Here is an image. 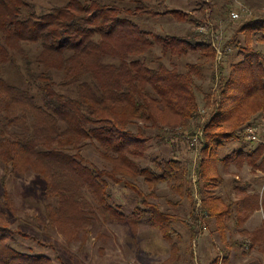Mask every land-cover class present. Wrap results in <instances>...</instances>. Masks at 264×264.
<instances>
[{
	"label": "trees",
	"instance_id": "obj_1",
	"mask_svg": "<svg viewBox=\"0 0 264 264\" xmlns=\"http://www.w3.org/2000/svg\"><path fill=\"white\" fill-rule=\"evenodd\" d=\"M232 1L197 0L203 18H194L169 9V0H68L49 8L33 0H0V264H57L17 246V237L33 236L15 227L22 219L7 182L29 175L45 184V227L58 228L69 242L93 233L96 224L101 234L113 222L134 224L137 232L147 220L178 251L175 222L182 216L152 201L168 184L180 198L169 205L178 208L188 199L191 221L202 230L214 224L223 242L230 235L226 255L239 249L264 256V220L246 228L256 212H264V188L235 181V198L217 192L232 166H248L264 181V142L246 144V128L264 114V51L258 47L264 44V11L236 26L226 43L233 57L219 65L216 86L208 89L201 82L220 63L208 33L162 34L142 26L147 18L168 15L199 28L206 25V10L226 14ZM190 57L195 60L185 69L173 63ZM10 73L23 84L11 83ZM188 130L204 137L195 183L189 160L179 154ZM155 144L174 154L154 155L143 167L140 160ZM233 144L244 146L231 149ZM88 148L98 151L102 167L90 162ZM113 185L134 194L130 216L114 201Z\"/></svg>",
	"mask_w": 264,
	"mask_h": 264
},
{
	"label": "rangeland",
	"instance_id": "obj_2",
	"mask_svg": "<svg viewBox=\"0 0 264 264\" xmlns=\"http://www.w3.org/2000/svg\"><path fill=\"white\" fill-rule=\"evenodd\" d=\"M33 1L37 2L39 6L49 8L52 5L64 4L68 0ZM257 4L258 6H256ZM230 6V10L226 14H220L217 10H206L204 18L206 25L201 26L202 28H209L208 34L210 37L212 31L220 36L221 46H218L220 49L222 48L221 51H227L231 48L226 47V43L231 39L236 26L240 22L249 18L253 11L254 13L262 14L260 12L264 11V0H233ZM196 7H200L197 0H169L168 2L169 9L182 10L191 14L194 18H203L200 11L195 10ZM243 8L248 9V11L246 10L243 12ZM233 11L243 13L241 18L238 20L231 19L230 14ZM142 26L145 29L154 32L156 31L162 34L172 35H187L191 34L194 30L200 31L201 28L194 27L192 23H180L168 15H165L164 17L147 18L143 20ZM258 47L264 51V44L259 45ZM229 52L230 54L227 59L224 57L220 63L214 65L213 74L215 75H212V71L209 72L208 75L206 74L205 81L201 82L205 85V88L208 89L211 86H216L214 85V81L219 77V67L223 63V67L226 66V63L228 64L233 57V55H231L234 54L233 51L231 50ZM193 60H195L194 57L180 60L176 59L173 63L178 64L181 69H185V64ZM225 60L227 61L225 62ZM170 61L171 60L167 58L166 62L169 65ZM6 76L13 84H23L22 80H19L15 73H10ZM199 98L201 102L199 113L203 116V121H205L208 116V109L205 108L203 96L200 95ZM253 125L257 129L259 139L257 141L246 139L248 142L246 143L248 144L247 146L251 148L256 147L260 142H264V114L258 115ZM195 129L196 127L194 126L191 128V131L193 132ZM189 133L190 130L187 132L188 135L186 134L184 139H182L181 142H178L180 143L179 154L189 160L192 169L193 182L195 183L198 179L195 176V169L200 147H195L194 149L191 145L192 136H190ZM176 141L177 139L175 142ZM169 145L172 146V142H170ZM170 146H167L166 144H155L149 151L150 156L146 159L140 160L141 165L143 167L151 166L152 156L157 154H162L167 157L173 155L174 153ZM239 146L240 145L238 144H233L230 148L234 149ZM243 146L244 144L240 147ZM85 154L90 162L102 167L104 161L96 149L88 148ZM1 173L2 169H0V174ZM223 175L225 183L217 190V192L227 199L230 196L231 198L236 197L234 191L235 181L240 183L245 181L253 182L258 189L264 188V181L262 182L260 177L253 175L248 166L244 169H238L237 167L232 166L230 172H227V174L223 173ZM138 185L144 191L149 192L148 186L142 179H140ZM7 188L15 206L20 211L18 215L22 219V222L18 221V224L16 223L15 227H20L23 231L33 236V238L17 237V246L21 251L37 255H48L54 259L57 264L61 263L59 261H63L66 264H162L165 260L164 255H166L167 252H170L171 242L169 243L167 240H164L165 238L161 232L157 230H148L143 224H140L139 230L135 232L134 224L132 225L126 222H113L106 225L104 234L98 232V224H96L93 233L88 236L81 234L77 240L69 242L62 233H60L58 228L45 227L47 224L44 217V205L46 200L44 194L45 184L39 177L35 175L12 177L7 182ZM112 190L115 194L114 201L121 205L123 211L130 216L136 204V201L133 202L131 198V196H134L132 191L126 188L122 189L115 185L112 186ZM3 192L4 188L0 183V198L3 197ZM197 193L198 191L196 192V195ZM157 194L158 198L153 199L152 201L156 202L162 210L166 211V208H170L171 210L174 208L177 209L179 215L182 216L181 221L178 224H175L176 229L179 232L174 239L178 245V260L175 261V259H169V261L164 264H176L177 261L178 264H199L198 257L202 254L204 236L211 234L212 230L203 231L200 224L191 221V206L188 199H185L178 208L167 204L166 200H180V198L173 193L168 184L160 185ZM195 198L196 201L199 202V195L195 196ZM262 217H264L263 212H261V214H255L250 223L260 224ZM213 233L215 232L213 231ZM239 255H241V253ZM242 257L243 256L239 257V259H242Z\"/></svg>",
	"mask_w": 264,
	"mask_h": 264
},
{
	"label": "crops",
	"instance_id": "obj_3",
	"mask_svg": "<svg viewBox=\"0 0 264 264\" xmlns=\"http://www.w3.org/2000/svg\"><path fill=\"white\" fill-rule=\"evenodd\" d=\"M225 173L227 174V172H225ZM166 202L169 205V203H168L169 200H166ZM168 209L169 208H166L165 210H168ZM172 210L171 211L173 213L177 212V209H172ZM168 211H170V210H168ZM261 212H263V211L256 212L255 214H259V213L261 214ZM263 214H264V212H263ZM252 219H253V217L250 219V221ZM263 220H264V217H262L261 222ZM250 221L247 223L246 228L248 230H251V231L254 230L255 228H257L261 224V223L260 224H252V223H250ZM176 223L178 224L179 222H175V224ZM142 224L148 230L159 231L158 229L151 226V224L147 220L143 221V223H141V225ZM175 228H176V226H175ZM207 230H212V233L207 235V236L206 235L204 236V241H203V245H202V254L200 255V257H198L199 264H213L215 259L218 257H219L218 258L219 264H264V256L261 255L260 253H257V252H252L249 255L245 256V255H239L241 252L239 249L238 250L234 249V251L232 253L229 252L228 255H226L227 251L230 250V248H229L230 245L228 244V243H230V235L228 234V238L223 242L221 240V237L219 234L213 233V231L215 230L214 224L211 226H208ZM203 231H205V230H203ZM164 240H166V239H164ZM170 246H171L170 252H167L166 255H164L165 260L163 261L162 264L168 262L169 259H175V261L178 260L177 249L173 251L172 250V244ZM227 248H228V250H227ZM241 256H243L242 259H239V257H241ZM176 264H178V261L176 262Z\"/></svg>",
	"mask_w": 264,
	"mask_h": 264
},
{
	"label": "built area",
	"instance_id": "obj_4",
	"mask_svg": "<svg viewBox=\"0 0 264 264\" xmlns=\"http://www.w3.org/2000/svg\"><path fill=\"white\" fill-rule=\"evenodd\" d=\"M246 10L248 11V9H246V8L242 9L243 12L246 11ZM242 14L243 13L233 11L230 14V16H231V19L238 20V19L241 18ZM200 31L204 32V33H208L209 32V30L204 28V27L203 28L201 27ZM211 37H212L214 46L217 48V52H218V56L217 57H218V61L220 62L222 60V58H223V55H224L223 54L224 50L221 51L222 48L221 49L219 48V46H221V38H220V36L217 33L213 32V31L211 32ZM246 136H247V139L250 140V141H257L259 138H258V133H257L256 127L255 126L247 127L246 128ZM203 141H204L203 132L199 131L198 134H196L195 136H193L191 138V145L193 147H197L198 148L203 143ZM200 203H201V201L199 200L198 206L200 205ZM203 230H207V227L204 226Z\"/></svg>",
	"mask_w": 264,
	"mask_h": 264
}]
</instances>
